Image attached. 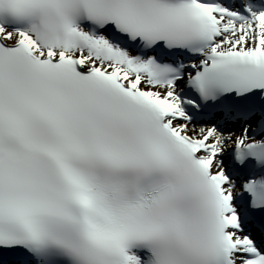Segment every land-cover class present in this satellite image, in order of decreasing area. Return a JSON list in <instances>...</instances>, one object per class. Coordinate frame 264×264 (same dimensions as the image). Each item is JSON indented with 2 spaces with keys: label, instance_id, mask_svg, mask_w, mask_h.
<instances>
[{
  "label": "snow or ice",
  "instance_id": "1",
  "mask_svg": "<svg viewBox=\"0 0 264 264\" xmlns=\"http://www.w3.org/2000/svg\"><path fill=\"white\" fill-rule=\"evenodd\" d=\"M0 264H264V0H0Z\"/></svg>",
  "mask_w": 264,
  "mask_h": 264
}]
</instances>
